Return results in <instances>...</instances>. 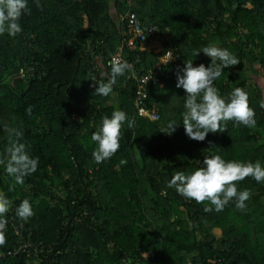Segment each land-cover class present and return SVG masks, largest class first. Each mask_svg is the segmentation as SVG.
I'll return each mask as SVG.
<instances>
[{
	"label": "trees",
	"instance_id": "1",
	"mask_svg": "<svg viewBox=\"0 0 264 264\" xmlns=\"http://www.w3.org/2000/svg\"><path fill=\"white\" fill-rule=\"evenodd\" d=\"M40 4L29 0L31 14L21 17L19 34L0 35V154L9 146L7 126L22 131L20 142L40 161L23 185L0 165V191L13 201L0 264H264V183L238 182L252 193L246 208L233 201L222 212H205L204 204L167 187L176 171L202 166L205 155L264 166V88L254 77L264 76V0ZM129 12L156 24L158 50L127 26ZM210 43L239 60L214 81L220 95L244 89L257 124L229 121L226 131L196 141L184 131L185 92L176 87V73L188 60L208 67L211 58L193 51ZM169 50L174 58L167 63ZM117 52L134 71L118 77L109 96L96 95L91 80L106 81V59ZM139 86L157 118L138 112ZM117 109L134 125H123L119 150L98 164L91 134ZM169 122L177 123L175 131L160 132ZM24 199L35 212L26 222L15 215ZM21 235L32 242L25 249L39 250L13 253Z\"/></svg>",
	"mask_w": 264,
	"mask_h": 264
},
{
	"label": "clouds",
	"instance_id": "2",
	"mask_svg": "<svg viewBox=\"0 0 264 264\" xmlns=\"http://www.w3.org/2000/svg\"><path fill=\"white\" fill-rule=\"evenodd\" d=\"M33 3L36 7H41L40 0H33ZM30 14L29 0H0V35L7 33L8 36L15 37L22 31L19 23L21 17ZM200 52L211 58L208 67L203 63L193 66L192 60H188L184 61L183 68H179L176 73V87L183 88L185 92V111L182 115L185 134L190 139L204 141L208 133L226 131L229 121H232L234 126L254 128L257 124L256 113L249 106L248 93L240 87H235L227 97H223L214 84L226 68L239 64L238 58L228 49L213 43L201 50H194L193 56ZM173 58L169 50L167 63ZM110 69V73L105 74L106 81H96L95 77L92 78L96 95L109 96L113 93L117 78L124 76L126 72L134 71L131 64L119 58L110 61ZM150 78L144 81L145 85ZM25 112L31 115L32 106L29 105ZM125 123L131 128L134 120L128 119L123 110L117 109L110 117H102L99 129L91 134V141L96 145L91 155L96 163L110 159L119 150L121 129ZM176 124L169 122L160 132L171 135ZM4 130L9 133V146L0 154V165H4L7 175L14 178L15 184L23 185L24 178L37 171L39 158L31 156L29 146L20 142L22 131L7 126ZM120 163L125 164L126 160L121 159ZM248 177L257 183H264V166L261 161L225 160L221 155L213 154L205 155L202 166L191 172L176 171L168 181L167 187L174 188L185 199L204 204L205 212H222L233 201L237 209L244 210L252 193L250 189L239 190L237 185ZM13 190L14 185H10L9 191ZM206 201L208 203H205ZM12 204L13 201L0 191V246L6 243V214ZM15 215L25 222L35 215L28 199L20 202L15 209Z\"/></svg>",
	"mask_w": 264,
	"mask_h": 264
},
{
	"label": "built area",
	"instance_id": "3",
	"mask_svg": "<svg viewBox=\"0 0 264 264\" xmlns=\"http://www.w3.org/2000/svg\"><path fill=\"white\" fill-rule=\"evenodd\" d=\"M125 16L128 17V22H126L127 26H131L135 30V35L139 38L141 42L146 41L148 44L154 43L155 40L160 38V35L158 34V28L156 24L151 22H143L138 18V16L134 12H129L125 14ZM124 16V17H125ZM123 20V17H122ZM154 46V45H152ZM157 47V46H156ZM169 55V51L165 54V58H167ZM114 58L122 59V56L119 52L112 53L110 56L106 59V64H110V61H112ZM159 65V64H158ZM145 95L144 88L142 86H139L136 90V97H135V103L138 106V112L140 114L148 113L151 118H157L158 113L154 110H149L148 107L143 102V97ZM16 231L18 233H21L20 229L16 227ZM32 245L31 240L26 235L23 237V235L20 236L19 245L16 249L13 250V253H17L20 250L24 251L25 248H29ZM33 252H30L31 249H25L26 255H31L32 253H36L37 249L36 245L33 247Z\"/></svg>",
	"mask_w": 264,
	"mask_h": 264
},
{
	"label": "rangeland",
	"instance_id": "4",
	"mask_svg": "<svg viewBox=\"0 0 264 264\" xmlns=\"http://www.w3.org/2000/svg\"><path fill=\"white\" fill-rule=\"evenodd\" d=\"M161 38V37H160ZM159 49V47L157 46V48H156V50H158ZM247 73H251V72H247ZM255 77V79H257V80H259L260 81V84L263 86V88H264V76H260V75H256V76H254ZM213 232L215 233V235L216 236H218V235H220V233H221V230H220V228H213Z\"/></svg>",
	"mask_w": 264,
	"mask_h": 264
},
{
	"label": "crops",
	"instance_id": "5",
	"mask_svg": "<svg viewBox=\"0 0 264 264\" xmlns=\"http://www.w3.org/2000/svg\"><path fill=\"white\" fill-rule=\"evenodd\" d=\"M151 45L157 46L158 45L157 40H155L154 43H151Z\"/></svg>",
	"mask_w": 264,
	"mask_h": 264
}]
</instances>
